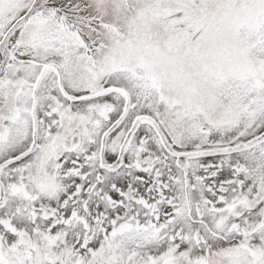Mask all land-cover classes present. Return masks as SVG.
Listing matches in <instances>:
<instances>
[{
	"label": "snow or ice",
	"instance_id": "6c2138e0",
	"mask_svg": "<svg viewBox=\"0 0 264 264\" xmlns=\"http://www.w3.org/2000/svg\"><path fill=\"white\" fill-rule=\"evenodd\" d=\"M0 264H264V0H0Z\"/></svg>",
	"mask_w": 264,
	"mask_h": 264
}]
</instances>
